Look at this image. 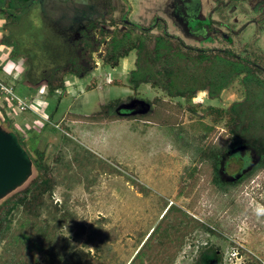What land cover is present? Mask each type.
Returning <instances> with one entry per match:
<instances>
[{"label": "rangeland", "instance_id": "obj_1", "mask_svg": "<svg viewBox=\"0 0 264 264\" xmlns=\"http://www.w3.org/2000/svg\"><path fill=\"white\" fill-rule=\"evenodd\" d=\"M46 1L37 2L14 30L19 50L30 61L24 54L9 57L10 47L1 43L9 27L0 14V82L29 105H41L43 100L38 97L47 101L44 108L30 105L31 110L20 111L0 87V126L18 132L28 153L34 147L42 150L55 178L51 196L45 197L36 219L24 217L20 207L11 213L7 235L0 242V261L6 258L8 247L22 246L37 251L34 264H128L173 204L218 233L194 227L170 264H198L204 255L208 264H264V169L251 171L257 156L248 146L226 152L219 162L224 185L218 187L211 180L209 161L200 152L226 142L225 119L200 116L207 106L225 108L240 100L244 91L239 79L213 99L206 91H197L186 101L148 83L133 90L128 76L134 68V51L112 67L101 63L100 49L92 55L95 67L90 72L84 77L67 74L65 94L60 97V90L50 94L44 81L32 84L25 76L27 69L38 73L53 64L51 54L64 48L56 29L46 24L57 23L53 18L60 9L68 10L63 3L76 12L102 6L103 0ZM111 2L115 17L129 10L128 19L136 24L161 19L160 27L164 25L188 43L213 45L219 41L235 50L241 45L251 59L264 61V29L258 28L253 35L252 24L257 19L264 26V0H238L243 7L225 8L223 19L215 10L211 17L205 12L218 0ZM212 18L220 22L210 23ZM196 21L203 26L192 27ZM229 21L243 24L242 32H231ZM228 28L231 41L217 40ZM7 62H13L20 72L9 69ZM30 94L37 98L33 100ZM108 102L112 106L103 107ZM175 102L181 113L165 104ZM188 104L194 105V112ZM120 107L131 108L129 115H117ZM203 124L213 127L204 139ZM235 151L250 157L248 166L242 167L240 157H231ZM35 174L32 165L27 180L7 196L23 190ZM40 226L47 230L50 243L35 233Z\"/></svg>", "mask_w": 264, "mask_h": 264}, {"label": "trees", "instance_id": "obj_2", "mask_svg": "<svg viewBox=\"0 0 264 264\" xmlns=\"http://www.w3.org/2000/svg\"><path fill=\"white\" fill-rule=\"evenodd\" d=\"M43 1L0 0V14L7 20L6 24L8 23L9 27L6 35L1 37V43L10 47L9 57L14 58L24 54L30 61L28 54L19 50V42L14 36V30L19 26L18 24L25 22L33 11L32 7H35L37 2ZM48 1L53 4V0ZM218 1L213 9L222 19L226 15V9L243 7L238 0ZM61 6L68 10L60 9L57 15L53 14V19L58 20L57 23L46 25L48 28L56 29V34L64 42V48L51 54L54 63L50 62L51 65L45 66L38 73H32V69H27L25 76L30 83L44 81L48 93L52 94L55 90H60L61 97L65 94L64 77L67 74L84 77L95 67L92 55L100 49H102L101 63L112 67L118 64L120 58L134 51V68L129 71L128 76L129 85L133 90H136L141 83H148L160 88L168 96L183 97L186 101L194 97L197 91H206V96L213 99L238 78L244 91L243 97L231 102L225 108L207 106L200 116L208 114L212 121L224 118L225 131L228 135L226 142L221 146L200 149V152L202 158L209 161L212 168L211 180L218 187L224 185L219 176V162L230 150L248 146L257 156L251 171L264 169V61L251 59L241 45L235 50L228 46L229 43L223 45L219 41V44L213 45L188 43L164 25L160 27L159 23L163 24L161 19L146 24H136L129 21V10L120 17H115L111 0H103L102 6H90L76 12L64 3ZM208 15L211 17L213 14ZM216 20L212 18L210 23ZM219 22L220 20H217V23ZM262 22L263 20L259 22L257 19L253 21L255 29L253 35L257 33V30L264 29ZM229 23L232 24L231 32L236 34L242 32L243 24L236 26L234 21ZM191 26L197 29L203 26V22L196 21ZM225 26L229 27L227 24ZM155 27L159 30L153 31ZM208 27L211 28L209 22ZM229 33L228 28L217 40L230 42ZM240 49L243 51H239ZM55 59L58 61L55 62ZM111 103L108 102L103 107L108 108L112 106ZM165 104L181 113L180 104L176 102L173 105ZM187 107L194 112V105L188 104ZM130 109L120 107L117 109V115L128 116ZM203 127L206 131L201 135L202 139L207 136L208 131L213 129L206 124H203ZM9 129L26 156L30 158L36 174L23 190L16 191L0 201V242L7 235L11 213L20 207L24 217L36 219L45 204V197L51 196L55 185V178L44 161L43 151L34 147L32 152L28 153L21 135L12 128ZM231 157H240L244 168L251 160L246 154L239 156L238 151L232 152ZM135 185L138 186L137 183ZM182 188L178 190L177 196L181 194ZM196 226H201L213 234L218 233L198 219L188 216L180 206L170 204L128 264H170L182 245L185 235ZM35 233L47 238L46 240L50 243V237L46 236L47 230L43 226L37 228ZM9 248L4 253L6 258L0 261V264H34L36 262L37 251L28 250L22 246ZM214 253L213 251V257ZM204 258L205 255L200 258L198 264L210 262Z\"/></svg>", "mask_w": 264, "mask_h": 264}, {"label": "water", "instance_id": "obj_3", "mask_svg": "<svg viewBox=\"0 0 264 264\" xmlns=\"http://www.w3.org/2000/svg\"><path fill=\"white\" fill-rule=\"evenodd\" d=\"M32 162L11 131L0 126V200L27 180Z\"/></svg>", "mask_w": 264, "mask_h": 264}, {"label": "built area", "instance_id": "obj_4", "mask_svg": "<svg viewBox=\"0 0 264 264\" xmlns=\"http://www.w3.org/2000/svg\"><path fill=\"white\" fill-rule=\"evenodd\" d=\"M7 66L9 67V69H14V68H15L13 62H7ZM15 69H17V68H15ZM15 71H17V70H15ZM0 87H1L6 93L10 94V99H11L12 101H16V106L18 107V109H19L20 111H21V110H24L25 108H28V109H29L30 105L27 104L26 102H24L22 99H20V98H19L18 96H16L15 94H13V93L11 92V89H10L8 86H6L5 84H3V83L0 82ZM25 129L28 130V129H30V127L27 126Z\"/></svg>", "mask_w": 264, "mask_h": 264}, {"label": "crops", "instance_id": "obj_5", "mask_svg": "<svg viewBox=\"0 0 264 264\" xmlns=\"http://www.w3.org/2000/svg\"><path fill=\"white\" fill-rule=\"evenodd\" d=\"M213 1V0H212ZM183 2H186V1H183ZM239 6V5H238ZM212 7V6H211ZM210 7V9H209V11H208V9L205 11L206 13H208V14H213L214 13V9L213 8H211ZM216 15H218L217 13H216ZM218 19V18H217ZM250 21V20H249ZM252 37H254V36H252ZM122 59H127V57H124V58H122ZM127 64L129 65L130 63H129V61H127ZM18 68V67H17ZM16 70H18V72H20V70L19 69H16ZM16 78V77H15ZM25 85H27V86H30L31 84L28 82V81H24L23 82ZM31 86H33V85H31ZM30 90V89H29ZM11 91H12V88H11ZM31 91V90H30ZM42 92V91H41ZM40 92V93H41ZM87 92V91H86ZM12 93L13 94H15L13 91H12ZM42 94V93H41ZM16 96H18L17 94H15ZM35 95V94H34ZM34 95L33 94H30V97L31 98H33V100L34 99H36V98H34ZM79 95V94H78ZM20 99H23L22 97H20V96H18ZM38 99H40V100H43V102H40L41 103V105L39 104L38 106L37 105H35V103H33V104H30V105H32L33 107L35 106L36 108H44V107H46V105H47V101L45 100V99H41V98H39L38 97ZM26 100V99H25ZM59 100V99H58ZM61 100H62V98H60V102H61ZM27 101V100H26ZM27 104H29V103H27ZM29 110H31V107H29Z\"/></svg>", "mask_w": 264, "mask_h": 264}]
</instances>
